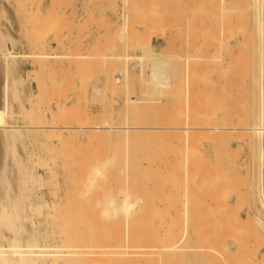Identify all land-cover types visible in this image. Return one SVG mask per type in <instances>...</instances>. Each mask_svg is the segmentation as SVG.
Returning a JSON list of instances; mask_svg holds the SVG:
<instances>
[{
  "label": "rangeland",
  "instance_id": "1",
  "mask_svg": "<svg viewBox=\"0 0 264 264\" xmlns=\"http://www.w3.org/2000/svg\"><path fill=\"white\" fill-rule=\"evenodd\" d=\"M194 1L195 0H123V1L121 0H3L1 1L0 0V15H1L0 16V25H1L0 27L3 26V29L5 28L10 38L11 39L13 38L12 40L15 41V50L17 49L16 52L20 53V56L17 58L16 67L13 70V76L17 77L21 81L20 84L18 83V90H16L17 96L20 102L14 101V108L18 110L20 107L21 109L20 111L21 117H17L18 119L16 118V120H18L19 123H23L26 118H32V119H26V120L28 121V124L31 127L33 125L34 129L37 130L39 116H42V118L48 121H52V120L57 121L58 119L61 118V115L66 116V111H67L68 118H69L67 119V123H69L67 125H70L73 129V130H69V133H72L71 135L67 133V135L69 134V136L68 138L66 136L65 141L68 144L62 143L66 146L65 147L64 145L62 146V144L59 145L57 140L55 139L53 141L51 140L52 142H50V140H48L46 136L45 137L41 136L42 138H39L36 136L33 137V132H31L32 129L30 128L31 131H27L28 133L26 132L27 134L25 136V139H20L18 141L17 143L18 152L20 151L19 152L21 155L20 157L22 158L23 162L26 165H28L27 166L28 170L34 171L36 175L41 174V176L43 177V179L41 178L43 181V184H40L42 186L40 185L38 186V184L37 186L39 188L37 186L35 187L33 186L32 194L33 195L43 194L44 197L47 198L52 203L53 205L52 211L57 212L58 210L61 213V215H59L60 213L58 214V212L57 213L54 212V215L52 217V223L48 225L50 229L52 228L57 234H59V232L60 233L62 231L64 232L63 229H65L68 225L71 224L70 221H74L72 223V226L73 225L74 226L72 228L70 226L68 227L74 230L73 233L76 236L79 235L80 233L79 236L83 235L84 237L87 234L88 237L91 238V234L93 232L95 233L96 236L95 235L94 236L96 237L97 240L91 239L90 242L95 241L96 243L97 241L98 243H101L102 245L103 244L106 245V243L108 245L109 244L114 245L113 241L115 242V235L118 231H120L119 229L120 228L122 229L121 232H124L123 231L124 228L125 230H128L129 227L133 224V219L136 218V216L133 215V212H130L131 210H129V205L126 202L127 200L123 199L125 197H121V194H120L121 187L119 186L120 184L117 185V182H116L118 180L117 178H120V177L124 178L123 177L124 174L123 176H121V174L123 173V172L121 173V171H123V169L125 170L124 172L125 174L128 172L133 173V174L135 173L140 174L139 172L141 171L143 176H141L142 175L141 174L140 175L141 177L139 178L147 177L145 179H148L151 181L150 188L152 191V187H154L153 189H155V186L158 185V184H155L156 182L160 184L163 181L161 180L162 177L163 179L168 180L169 177L167 178V176H171L170 180H172V177H173V182L174 181L177 182L178 180L177 183H179L180 178H182L181 180L183 182L187 180L188 177L186 176L185 163L186 161H188L187 162L189 163L187 165L189 168L188 171L189 172L192 171V173H190V176L188 178V180L190 181L184 183L185 187L187 188V191L184 195L182 194L183 193V189H182L181 194L180 193L177 194L180 197L179 198L177 197L176 199H179V200H175V201L177 202V201L184 200L186 202L185 209L187 210L185 211L186 213L188 212V216H187L186 213L183 215L181 211L182 220L184 221L182 222L185 223L184 228L186 229L184 232L185 236L182 240L183 247L184 248L187 246L192 247V245L193 246L195 245L197 249L199 250L200 248L201 251L196 250V253H198L196 255V258L189 257L191 258V259H188L189 262L188 260H185L187 259L186 254H185V259H184L185 261L181 262V264H189V263L190 264H194V263L195 264L197 263L198 264H211L212 261L214 263V261L218 257L219 259L221 258L220 263L225 264L226 260L223 261L224 259L222 258V255L219 254V252L217 254V252L215 251L219 247V245L221 247H225L224 249L227 250V253H225V256L227 257V259L229 258L231 260L230 261L228 259L230 261L229 263L232 262L231 264H234V263L236 264H240V263L242 264H264V255H262L264 254V248L262 247L264 246V239H263L264 237L263 229L264 228H263V225L261 227V224L259 223V221H257L259 220L258 216L260 215L258 213L259 210L257 209L258 208L257 204H259L258 201L260 198H259V194H257L255 191L256 187L258 186L257 181H259L260 171L262 170L264 172V155L261 157L262 152L264 154V140L262 142L263 143V146H262V143H260V140L257 137V135L251 133V131H253L252 127H254V125L252 124L255 123V121L258 120L259 118L258 114H259L260 107L258 106H260V103L262 100L260 96V88L262 85L264 87V29L262 31V36L260 39L259 32L256 27V24H257L255 20L256 5H255L254 0H241V1L239 0L240 2H237L238 0H233V1L232 0H222V1L214 0L215 2H211L213 0H209L212 5L209 3L208 0L207 1L202 0L203 2L199 0L200 4L203 3L202 6H205V7H202L201 5L199 6L195 5ZM197 1L198 0H196V2ZM199 1H198V4H199ZM205 2H207L208 4L207 3L205 4ZM219 3L223 5L221 4L218 5ZM213 4L214 5L216 4V5L213 6ZM26 5L28 8L32 6L33 10L35 11L34 12L32 10L34 14H32L31 16H30V13H29L30 11L28 10V8L24 10L25 9L24 7H26ZM36 6H37V9H35ZM212 6L214 7L213 8L214 10L211 8ZM194 7L196 11L198 10L197 7H199V10L197 13L200 14L202 12L201 15L205 16L208 19V21L207 19H203L204 17L200 18L201 15L198 16V14L193 9ZM262 7H263L262 9L264 10V2H263ZM24 11L25 12L29 11V12L28 13L26 12L27 13L26 14ZM192 11L194 12L195 15L197 14L198 16V17L196 16V19H195V21L198 22L197 24L201 25L200 23L202 22L203 25L205 24L204 27H207L206 24L212 22L210 25L207 24L208 27L205 28L207 29L206 30L207 34H206L205 29L201 30L199 28L201 26L197 25L199 29L194 26L195 25L193 24L195 23L194 19H193L194 21L193 23H192V20H190L192 18L191 15L193 14ZM189 12H192V14ZM204 12L206 14L210 12L208 14L209 16H207ZM211 13H212L213 18H211L212 17ZM183 14L184 15L186 14L187 16H183ZM28 15L30 17H28ZM263 15H264V11H263ZM150 17H152L153 20ZM162 17H164V19ZM166 19L169 20L168 25L166 24L167 22ZM179 19L181 21L187 20L188 23L186 21H185L186 23L184 22L181 23V21L179 22ZM201 19H203L204 21L203 20L201 21ZM173 20H174V23H173ZM189 20L191 21V23H189L190 22ZM142 21L145 23H143ZM146 21L149 22L150 24L147 23ZM154 21L155 23L157 21L158 23L162 21L161 22L162 24H157V27H156L154 26V23L152 24V22ZM163 22H165V25H167L166 26L167 29L165 28V25ZM212 25L213 27H211ZM159 26L161 27L164 26L163 28H165V30H162V31H160L161 29L158 30ZM155 27L156 29L153 30L152 28H155ZM148 29L149 31L153 30L152 31L153 34L151 31H150L151 35L150 33H147ZM196 29L199 30L198 34L200 36L195 34ZM154 31H157L156 32L157 34L154 33ZM162 32L165 34L163 35ZM203 33L205 35H203ZM195 35H197L198 37H196ZM194 36L196 37V39L194 38ZM209 36L213 37V39L212 37H210L212 41L209 40L210 39ZM55 37L57 40L54 39ZM214 37L216 40L214 39ZM193 38L199 44L198 43L192 44ZM221 38H223L222 42L223 41L225 42L221 43L220 41ZM59 39H62L63 42L61 43ZM204 39H206L205 40L206 43L203 42ZM208 40L210 43L213 42L214 40L213 44L208 45L207 44L209 43ZM149 41H150V44L148 43ZM217 42L221 43V46L218 45L219 43ZM214 44L216 46V50H215ZM140 45H142V47ZM146 45H151L153 49L155 47L154 50L161 52L160 54H163V55L167 53L168 54L171 53L170 55L175 56L177 53V55L179 54L180 57L182 56L185 57L183 59H180L178 57V59L182 60L181 61L182 64H181V62L174 61V59H172L174 56H169L170 59L173 60V63L176 66V72L179 75V78H182L183 76L181 75L185 74L184 77L180 79L181 82L179 80L180 83L184 81L185 86H186V83L190 79L191 80L196 79L195 81H199V83L190 81L189 83H187L188 85L186 87L182 86L183 89L184 88L189 89L190 95L188 99L186 100L184 99L186 97L185 94L187 92V89L184 93L182 92L184 91L182 89L180 92H178V97H180L178 103H177L178 97H176L177 100H175V103H174L173 102L174 95L167 96L169 99L172 98L171 101H167V102L169 105L171 103V106L173 105V107L169 106L167 102L164 101L166 102L165 104L166 107L164 104L163 105L165 108H167L165 109L162 105L163 101H161L162 103L157 102L156 104V101L152 102L149 96L147 95H146L147 97L145 96V93L143 92V88L147 86V84L155 81L156 79L155 74L161 73V67L159 65L158 66L151 65L149 63L150 61L147 58H145L147 60L140 61V59H138L137 57L131 58L129 55L136 56L140 54L142 51V48ZM192 46H193V49L198 48V50H194V51H197L195 52L196 54H193L194 56L197 55V57H195L194 59L198 58V54H199V57H202L204 56L205 53H207L206 51L208 52L210 51V53L208 54H211L213 52L215 53V55L218 56L217 57L213 55L212 53V55L215 57L214 58L211 55V57H213L214 62H215V59L218 60V58L219 60L224 59L223 61H221L222 64L220 63V61L219 62L217 61L213 65L214 62H211V59L208 57L209 55L207 56L209 59L206 58L205 57L206 55H205L204 56L205 59L202 57V59H204L203 62H201L202 60L201 58L199 59L200 60L199 63L201 62V64H199L197 61L199 66L198 64H195V63H194L195 65L192 66V63H190L191 59H189V61L186 59V56L188 55V53L186 54V49L188 50V52H190L189 56L194 52L192 49ZM195 46L197 48H194ZM218 46H220L222 49L219 48ZM261 46H262V49H261ZM163 50L166 53H163ZM41 51L46 52V53L37 55V53ZM217 51H219V54H217L218 53ZM151 52L152 51L150 49H145V54H150ZM159 52L156 53L157 56ZM48 53L64 54V55L50 56ZM228 53L230 56H228ZM201 54L203 55L201 56ZM193 57L190 56L188 58H193ZM220 57L222 58L220 59ZM184 59L185 61L187 60L190 63V65L188 63L189 66L185 64L186 62H184ZM217 63H220L221 65ZM178 65H180L181 67ZM194 67L196 71H199L200 67H201V70L199 72H196L194 70ZM92 71L94 72L92 73ZM182 71L184 72V74L182 73ZM187 71L189 72L187 73V75L189 74V76H191L190 78L187 77L186 75ZM194 71L196 75H194L195 74ZM106 74L107 76H105ZM121 74H124L125 78H127V74H132L131 76L132 79L130 78V80L132 81V83L136 82L135 85L137 84V86H134L132 89L130 82H128V80L126 79L127 81L123 83V85H121L122 93H117L116 91H113L115 92V94L117 93V95L113 94L112 96L113 99H110L112 93L110 95L109 92H111V90L114 88L113 79L115 76L121 75ZM210 75L212 76L213 79L211 78ZM108 76L110 78V82H109V87L107 88L108 91H106V89L105 90L103 89L105 88V85L107 84L106 79L108 78ZM92 77L93 78L95 77L94 79H96L97 81L94 80ZM208 78L209 79L211 78V82L207 80ZM92 79H93V83H91ZM172 79H175V78L172 77ZM215 79H219V80L215 81ZM203 80L209 81L207 83V86L205 84L206 81L204 82ZM202 81L203 83H201ZM216 82L218 83V85ZM143 83L145 84V86L143 85ZM97 86H102L103 89L100 91L99 89L96 88ZM193 86L195 87V89L197 88L196 90L198 93L196 92V96L194 95L195 92L192 93V90H193L192 88H194ZM118 87H120V85ZM201 90L203 93L201 92ZM131 91L136 92L135 94H137L140 97L142 96V98L145 97V99L147 98V100L150 99V101L148 100L149 102L142 103L140 101V98H137L135 109H130L129 111H126L123 108L121 109L120 112H118L117 106L119 104L120 99L123 98L122 100H124L125 103L129 102V100L132 99L130 96ZM62 93L63 95H61ZM181 94L182 96H180ZM102 95H103V98L101 97ZM211 95H214L212 97L213 99L209 100ZM117 96L119 97V99ZM198 96L200 97V99ZM195 97L197 98L196 101H195ZM182 98L184 99V101L182 100ZM224 98H227L228 100ZM207 99L209 100V104H210L208 106L209 110L208 108L205 109L204 107V105L206 106V104L208 103ZM99 100H101V102ZM113 100H117L118 102H116L115 104V101H114V104H113L111 102ZM206 100L207 102H205ZM213 100H214V103H213ZM59 101H62L61 104L64 102L63 105L64 104L65 105L64 106L57 105ZM181 101H183V103H181L180 105L179 102ZM225 101H227L228 103H226ZM197 102L199 103L197 104ZM111 103L113 104V108H114L112 111H111V108H112ZM149 103L151 104L149 105ZM176 103L181 107L177 106ZM200 103L203 105L204 109L199 106ZM195 104L199 106L198 109L201 108L200 111L196 110V111H199L197 112V114L200 113L196 116L194 115V112L192 113L191 111L193 107H195ZM95 105L98 107H96ZM167 105L170 108H168ZM197 105H196V109L198 107ZM220 105L222 106L220 107ZM218 107L219 109L217 111ZM223 107L226 109L224 110ZM175 108L176 110L174 111L173 109ZM177 108L178 109L180 108V110L182 108L184 113L183 111H178ZM168 109L171 111H168ZM187 110L191 111V115L189 118L185 116V113L187 112ZM103 111H105V114H103L104 113ZM110 111L113 113H111ZM204 111H207V113L205 114ZM215 111L217 113H215ZM175 112L177 113V115L180 114L181 116L182 115L184 116L183 124L185 125V127H188V131H189V133L186 135L188 136L186 137L187 140L184 141L185 145L183 144V140L185 139V137L184 139L183 137H180L183 133L185 136V132L180 131L179 133L180 135L178 134L179 137L182 138V142H180L182 144H179V147L177 146L178 144H176L179 138L176 139L174 138V136H171L170 134H169V137L170 136L171 137L169 138L166 132L165 133L161 132L163 128L166 127V121H168V118H171L176 115V114L173 115V113ZM222 112H224L225 114ZM210 113H213L214 116L211 115ZM102 114L103 116L105 115L104 117H106V119L108 118V115H110L113 121L115 122L121 121L122 127L125 131H128L130 127H133L135 131L137 129L144 131L143 128H147L152 133L155 130H156L155 132H158V133L160 132L161 134H159L158 137L159 139L161 137L162 138L159 140L158 137L155 135L156 133L154 132L155 134L153 133L152 135L149 133L150 131L148 133L144 132L149 137V138L147 137L148 143L144 141L146 140V138L144 137L143 133L142 135L144 138L142 139L144 140L142 142L140 141L139 139L140 136L138 134L137 135L139 137H136L137 135L125 136V137H122V144L125 146L124 148H122L123 151L122 152L117 151L116 153L115 150H121L120 146H118L120 145L121 142L117 141L118 142L117 143L115 141L114 143V139L112 137H109L104 134H102V136L100 135L101 137L99 138V140L98 138L96 140L94 137V139L97 141V144H95L96 141L93 139V137H90L88 140V137L90 136L91 133H94V134L96 133V131L94 130L92 131L91 129H89L88 125L89 124L91 125V123L92 125L96 124L98 123V121L101 122L103 120ZM203 115H207V116L211 115V117L207 118V116L205 117ZM110 116H109V120L112 122V120L110 119ZM113 118H116V119H113ZM195 119L197 121L199 120L198 123ZM250 127H251V131H250ZM89 130L92 132H90ZM50 131L48 130L47 134L51 133L52 135V130L50 129ZM58 132L59 131L55 130L54 134H57ZM181 132L183 133L181 134ZM99 134L101 133L99 132ZM163 134L164 136L167 135L166 136L167 138L164 137L165 140H162ZM197 135L198 137H196ZM154 136L156 137L153 138ZM251 136H253V139ZM173 138L175 140H173ZM5 139L7 138L5 137ZM90 140L92 141L93 145L91 144ZM155 140H157L156 143H155ZM99 141L100 143H98ZM164 141H168V142L172 141V142L166 143ZM211 141L212 142L214 141L213 144ZM139 142L144 143L143 145L145 146H141ZM173 142H175V145H171V144H174ZM185 142H188V144ZM116 143H117L116 145L117 147L115 146ZM149 143H151V145ZM154 143L157 145L155 146ZM48 145L51 146V149H53L52 151H50V153L53 152L52 155L49 154L47 150ZM54 145H57L56 147H59L62 149L59 150V148H56ZM94 145H95V148H94ZM146 145L148 146L146 147ZM169 145H171V147ZM174 146L175 148L172 149ZM181 146L182 147L186 146V147L182 148ZM193 147H195L196 149ZM197 149L199 150V153ZM141 150H143L142 155H141ZM139 151L140 153L137 154ZM29 154L31 157L29 156ZM117 154H121V157L119 155V158H117ZM148 154L151 157H149ZM175 155H177L176 158L174 157ZM62 156H64L65 158ZM178 156L180 159H178ZM55 157L57 158V160ZM140 157H141V160L139 159ZM147 157H149L148 159L152 158L150 159L152 161L148 162ZM104 158L106 160H104ZM161 158L164 162L160 160ZM53 159L54 161L56 160L57 162L55 163L54 167H53V164H54ZM61 159H63L64 161ZM143 159H145V161ZM142 160L143 162H141ZM153 160H154V163L156 162L155 166H154ZM157 161L160 163H157ZM139 162L143 163V168L141 167ZM166 162H168L169 165ZM9 163L12 166V172H13L12 179L13 181H16L14 177L18 175L17 166L12 158L9 160ZM147 163L153 164L154 167H152V165H150V167L153 168L152 170H154L155 173H153L151 168H150L151 171H148L149 166L146 169ZM160 164L162 165V167ZM197 164L199 165L197 166ZM217 164L219 165L217 166ZM49 167H50V170H49ZM144 169H146L147 172L146 171L144 172ZM166 169L167 171H169L167 175H166ZM221 169L223 171L225 170V172H223ZM52 170H54V173H52L53 172ZM170 171L174 173L176 172V173L175 174L172 173V175H170L171 173ZM182 172L183 174L181 175ZM231 172L232 174L233 173L234 174L232 175ZM194 173L198 177L196 176L194 177L195 175ZM160 174L161 175L163 174L166 176H163V175L159 176ZM176 174L178 175L180 174L179 175L180 177H178L179 179L178 178L174 179L178 176V175L175 176ZM153 175L156 178L157 177L160 178V179H157L159 182L157 180L153 182V177L152 178L150 177ZM165 180L163 181L164 185L163 183H161L162 185L160 184L162 187L160 185L158 186L163 188V190L166 188L164 195L165 193L167 195L169 192L168 189L170 188L169 186L171 185L170 183L172 182H168L169 180L168 181H165ZM181 180H180V183L182 187L183 182ZM217 181L224 182V183L221 182L224 185V187L222 186V184H220V187H219L218 186L219 184H217ZM152 182L155 185H153ZM32 185L33 184L31 183L30 186L32 187ZM235 187L236 189L234 191ZM150 188H148L149 191H150ZM228 189H232V190H228ZM159 190L161 189L159 188ZM215 190L218 191L219 193L216 192ZM175 191H176V188H175ZM154 192L156 191L154 190ZM157 192H158V189H157ZM225 192H227L226 193L227 195L225 194ZM174 193L173 195L175 198L176 195ZM154 194L155 193H152L153 197L156 196L154 198L157 200V201L155 200L156 202L154 201L155 204L159 202L158 204H156L157 207L159 205L161 208L163 206L162 204L167 205L169 204L170 201L171 203L172 201L174 203L173 199H170L168 201V198H167V197L173 198L172 194H170V196L169 195L165 196L166 198L164 197L165 200L167 199V201L165 200L162 201L161 197L163 198L164 195L161 192L158 194L159 196L160 194L163 195V196L158 197L160 201H158L159 200L157 198L158 195L156 194L154 195ZM147 195L148 194H146V196ZM52 200L54 201L52 202ZM221 200H223L224 202H222ZM227 201L229 202V204H231L232 207L229 206ZM171 203L169 205H171ZM178 203L179 204L177 205H181L183 202L182 203L178 202ZM153 204L150 205L149 203L150 205L149 210L156 209L153 207L155 206ZM172 205L169 207V210L167 209V211L170 212V210L171 211L174 210V207L173 209L171 208ZM69 207L74 208L73 211L71 208H70L71 210H69L68 209ZM165 207L167 208L168 205ZM218 208L221 210H219ZM228 208H229V212L226 211L228 213H225V210H227ZM50 210H51V206H50ZM161 210L162 209L156 210V211L151 210L153 211L152 216L154 217V214L156 216L157 214L155 212H158V211H160L158 212V215H160V213L162 212ZM163 210L166 211L165 208ZM69 211H71V213L72 212L74 213L71 215ZM78 211L82 213L81 214L79 212L81 216L79 215ZM63 212L65 214H68V213L70 214L66 216L68 217L67 218L68 220L70 219L69 221H66L67 219L64 216V214L62 215ZM169 212H165L164 215L171 214L174 217L175 211L172 213H169ZM234 212L238 214L235 215ZM219 213L222 215V217H220L221 215ZM162 214L163 213H161V215ZM249 214L251 216H249ZM73 215L74 216L79 215V217H76V216L73 217ZM185 215L186 217L184 219L183 216ZM229 216H230V220H229ZM233 216H234V219H233ZM247 216L253 219V220L251 219L253 221L252 226L253 225L257 226V227L253 226L254 227L253 230L255 229L253 232L251 230L252 228H250L251 227L250 224L252 221H250L249 220L250 218H248ZM57 217L59 218L57 219ZM160 217L158 218V216H156L158 220L161 219ZM168 217L169 216L164 217L162 219H164L165 221V218H168ZM180 218L177 220V223L179 221V223L181 224ZM223 218H224V221H223ZM62 219L66 222L64 223ZM214 219H216V221H214ZM245 220H247L248 223L245 222ZM83 221H85L87 224ZM167 221L168 223H170L171 217L170 219L168 218ZM214 222H216V225L214 224ZM183 223L181 225H183ZM222 223H226V225L225 224L222 225ZM246 224L248 225V227H246L247 226ZM44 225H46V223H43V226ZM75 225L79 227L76 229L77 232H75L76 231ZM60 226L62 227L59 228ZM82 226L84 230L88 228V233H86L85 231H83V229H81ZM117 226L119 227L118 230H117ZM244 226L245 228H243ZM68 227L66 228L67 230L65 231L71 234L72 233L70 232L71 229H69L70 230L69 231ZM257 229L258 231H256ZM213 230L217 233H215ZM221 230H223V232ZM225 230L228 235L224 233ZM121 232L120 233L118 232V233L121 234ZM196 232H198V235ZM219 232L220 234L224 233L221 235L223 236V238L225 235H227L224 238L226 242L223 239H221L222 238L221 236L219 237L217 236ZM124 233H126L128 237V234H129L128 231H125ZM234 234H236L237 236L235 239H233L235 237ZM259 234L262 235V238L259 236ZM227 237L229 238V242H227L228 241ZM119 238H122V237H118L117 240ZM248 238H251L249 239L250 241L248 240ZM136 239H137V244H136L137 251L141 250L145 252L146 249L149 247V245L153 242V238H150V235L144 231L143 232L138 231L134 233V242L136 241ZM259 239L260 240L263 239V240L260 241ZM222 240H223L222 244L225 242L226 246L227 247L229 246L228 247L229 249L226 248L225 245L221 244ZM216 243H217V246H214L216 245ZM197 244L198 246H200L199 248ZM112 245H109V246H112ZM244 245L247 246V247L245 246L246 249L244 248ZM212 247H214V249H212ZM118 248L123 249L122 245L118 246ZM202 249L205 252L202 253ZM220 249L224 251V249L222 248ZM204 253H206V258L204 257L205 256ZM107 255L108 254L104 255L105 260L104 259L102 260L103 263L101 261L99 263L98 261L97 264L98 263L99 264H146L145 263L146 257H139L134 263H131L126 260H131L133 258L124 257L120 259V262L119 261L116 262L117 258L116 259L111 258V255L114 256L113 254L109 255V257ZM225 256L223 257L226 259ZM245 256H247V258ZM219 259L216 260L218 261V263H219ZM161 260L162 258H160V256H155L152 258V264H163L160 262ZM240 260L242 262H240ZM71 263L75 264L74 262H70L67 264H71ZM176 263L180 264L178 263L177 260H176ZM218 263L215 262V264H218ZM86 264H89V262H87ZM170 264L172 263L170 262Z\"/></svg>",
  "mask_w": 264,
  "mask_h": 264
},
{
  "label": "bare ground",
  "instance_id": "2",
  "mask_svg": "<svg viewBox=\"0 0 264 264\" xmlns=\"http://www.w3.org/2000/svg\"><path fill=\"white\" fill-rule=\"evenodd\" d=\"M1 1H3V0H1ZM121 1H123V0H121ZM199 1V0H198ZM198 1L196 2V0L194 1V4L195 5H197V6H199V5H201L202 6V4L203 3H201L200 4V1H202V0H200L199 1V4H198ZM203 1H207V0H203ZM202 1V2H203ZM209 1V0H208ZM216 1V0H215ZM214 0L213 1H211V2H215ZM219 1H222V0H219ZM233 1V0H232ZM241 1V0H240ZM239 0L237 1V2H240ZM33 2V1H32ZM35 2V1H34ZM127 2V1H126ZM196 2V3H195ZM254 2H255V5H256V18H255V20H256V22H257V24H256V27H257V30H258V32H259V37H260V39H261V36H262V31H263V29H264V15H263V7H262V5H263V2H264V0H254ZM4 3V2H3ZM2 3V4H3ZM36 3V2H35ZM207 2H205V4H206ZM209 3H210V1H209ZM221 3H223V2H221ZM221 3H219L218 5H220ZM29 4V3H28ZM31 4V3H30ZM33 4V3H32ZM126 4V3H125ZM208 4V3H207ZM211 4V3H210ZM234 4H235V2H234ZM34 5H36V4H34ZM33 5V6H34ZM212 5V4H211ZM216 5V4H215ZM214 4H213V6H215ZM221 5H223V4H221ZM28 6H30V5H28ZM208 6V5H207ZM211 7L212 9L214 8V7ZM202 7H205V6H202ZM220 7V6H219ZM25 8V9H24ZM23 9L24 10H26L28 7H27V5H26V7H24ZM198 8V10H199V7H197ZM208 8V7H207ZM4 9H5V7H4ZM35 9H37V6L35 7ZM194 10H195V7L193 8ZM201 9V8H200ZM18 10V9H17ZM28 10L30 11H26L27 13L29 12L30 13V16L32 15V14H34L33 12H32V10H33V7L31 6V7H29L28 8ZM48 10V9H47ZM189 10V9H188ZM193 10V11H194ZM198 10L196 11L195 10V12L197 13L198 12ZM214 10V9H213ZM16 11V10H15ZM34 11V10H33ZM49 11V10H48ZM85 11V10H84ZM191 11V10H190ZM192 11V12H193ZM2 12H3V10H2ZM7 12V11H6ZM20 12V11H19ZM25 12V11H24ZM25 12V13H26ZM35 12V11H34ZM68 12V11H67ZM86 12V11H85ZM188 12V11H187ZM192 12H189V13H191L192 14ZM211 12V11H210ZM209 12V13H210ZM5 13V12H4ZM3 13V14H4ZM26 13V14H27ZM66 13V12H65ZM87 13V12H86ZM90 13V12H89ZM200 13V12H199ZM202 13V12H201ZM201 13L200 14H198V16H200L201 15ZM205 13V12H204ZM203 13V14H204ZM208 13V14H209ZM213 13V12H212ZM212 13H211V16H212ZM8 14V13H7ZM49 14V13H48ZM48 14H46V15H48ZM64 14V13H63ZM118 14V13H117ZM187 14V13H186ZM184 15L183 14V16H187V15ZM190 14V15H191ZM197 14L195 15L194 14V12H193V14L191 15L192 16V18H191V16H190V20H192V23L195 21V19H196V16H197ZM206 14V13H205ZM208 14H206L207 16H209ZM5 15V14H4ZM68 15V14H67ZM66 15V16H67ZM84 15V14H83ZM91 15V14H90ZM182 15V14H181ZM195 15V16H194ZM1 16V15H0ZM29 15H28V17H30ZM65 16V15H64ZM195 18H194V17ZM197 16V17H198ZM202 16V15H201ZM200 16V18H203V19H207L205 16H202L201 17ZM155 17V16H154ZM25 18V17H24ZM150 18H152V17H150ZM161 18V17H160ZM163 19H164V17H162ZM180 18H181V16H180ZM187 18V17H186ZM185 18V19H186ZM209 18V17H208ZM211 18H213V16L211 17ZM215 18V17H214ZM9 19V18H8ZM163 19H161V20H163ZM193 19H194V21H193ZM203 19H201V21L203 20ZM145 20V19H144ZM150 20V19H149ZM152 20H153V18H152ZM158 20V19H157ZM167 20V22H166V24L168 25V22H169V20L168 19H166ZM189 20V21H190ZM199 20V19H198ZM212 20V19H211ZM137 21V20H136ZM151 21V20H150ZM156 21V20H155ZM155 21L154 22H152V24L154 23V26H156L157 27V24H162L161 22H159L158 23V21L155 23ZM160 21V20H159ZM181 20L179 19V22H180ZM188 23V21L187 20H182L181 21V23L182 22H184V23H186V22ZM200 21V20H199ZM204 21V20H203ZM207 21H208V19H207ZM143 22V21H142ZM147 22V21H146ZM138 23V22H137ZM143 23H145V22H143ZM147 23H149V22H147ZM164 23V25H165V22H163ZM172 23V22H171ZM173 23H174V20H173ZM177 23V22H176ZM189 23H191V21L189 22ZM198 22L197 21H195V23H193V24H195L194 26L195 27H197V25H199V24H197ZM212 22H210V23H207L208 25H210ZM150 24V23H149ZM148 24V25H149ZM201 25H199V26H201V27H203V28H201V27H199L201 30L202 29H205V28H207L208 27V25L206 24V26L207 27H204V25L202 24V22L200 23ZM167 25H165V28H166V26ZM1 26V25H0ZM149 27V26H148ZM152 27V26H151ZM156 27L155 28H152L153 30H155L156 29ZM161 26H159V28H158V30L159 29H161L160 31H162V30H165V28H163L164 26H162L161 28H160ZM211 27H213V25L211 26ZM227 27V26H226ZM146 28H147V26H146ZM198 28V27H197ZM198 28V29H199ZM167 29V28H166ZM198 29H196V33L195 34H197V35H199L198 34ZM146 30V29H145ZM152 30V31H153ZM171 30V29H170ZM201 30H200V32H201ZM207 29H205V31H206ZM225 30V29H224ZM17 31V30H16ZM144 31V30H143ZM151 31V30H150ZM150 31H149V29H148V32L147 33H150ZM151 31V32H152ZM159 31V32H160ZM157 31H154V33H156ZM204 32V31H203ZM146 33V34H147ZM163 33V32H162ZM211 33H212V31H211ZM152 34H153V32H152ZM157 34V33H156ZM160 34V33H159ZM165 33H163V35H164ZM206 34H207V31H206ZM141 35H142V33H141ZM144 35V34H143ZM150 35H151V33H150ZM197 35H195L196 37H198ZM203 35H205L204 33H203ZM209 35V34H208ZM214 35V34H213ZM148 36H149V34H148ZM194 36V38L196 39V37ZM200 36V35H199ZM201 36H202V34H201ZM225 36V35H224ZM57 37V36H56ZM56 37L54 38V39H56ZM210 37H212V36H209V38ZM58 38H60V37H58ZM150 38V37H149ZM149 38H148V40H149ZM166 38V37H165ZM171 38V37H170ZM194 38H193V41H192V44L193 43H198L196 40H194ZM204 38V37H203ZM206 38H207V36H206ZM13 39V38H12ZM11 38H10V36L7 34V32H6V30H5V28L3 29V26L2 27H0V264H67V263H70V262H74L75 264H86L87 262H89V264H97V262L99 261V263H100V261L102 262V260L104 259V255H106V254H108L107 256L109 257V255H111V254H113L114 256H112L111 255V258H113V259H116L117 261L116 262H120V259H122V258H124V257H130V258H133V259H131V260H126V261H129V262H131V263H134L139 257H146L145 258V263L146 264H152V258L153 257H155V256H160V258H162V260L160 261L161 263H163V264H170V262L173 264V262H174V260H175V262H174V264H177L176 263V260L178 261V263H180L181 264V262H184L185 260H188V259H191V258H196V255L198 254V253H196V250H198L197 249V247L195 246H193L192 245V247H194V248H192L191 246H187V247H183V242H182V240H183V238H184V232H185V228H184V224L185 223H183L184 221L182 220V214H181V211H182V213H183V215L186 213V207H185V204H186V202L183 200H181V201H175V200H179V199H176L177 197L179 198L180 196L179 195H177V194H181V190L183 189V193L182 194H184L185 195V193H186V191H187V188L185 187V185H184V183L185 182H189L190 180H188V178H189V176H190V173H192V171L191 172H189L188 170H189V168H188V164L189 163H187L188 161H186V163H185V165H186V168H185V166H184V168L186 169L185 171H186V176L188 177L187 178V180H185L184 182L181 180L182 178H180V180L183 182L182 183V187H181V183H180V180H179V183H177L178 182V180H177V182L176 181H174L173 182V177H172V180H170V178H171V176H167V178H168V180H165V179H163V177L161 178V180H165V181H168V182H172V183H170L171 185L169 186L170 188L168 189V194L166 195V193H165V195H164V192H165V189L163 190V188H161L162 186V184L161 183H163V185H164V182L162 181H160L161 183V185L159 184V183H155V184H158V185H160V186H155V189H153L154 187H152V191H151V188H150V180H148V179H145V178H147V177H145V178H139V177H141V176H143V174L141 173V171L139 172L140 174H137V173H135V174H133V173H130V172H128V173H124L125 172V170L123 169V171H121V176H123V174H124V178H122V177H120V178H117L118 180L116 181L117 182V185H119L121 188V190H120V194H121V197H125V198H123V199H126L127 201V203H128V205H129V210H131L130 212H133V215H135L136 216V218L135 219H133V224L129 227V229L128 230H125V228L123 229V231L125 232V231H128V237H127V234L126 233H124V232H121V228L119 229V227L117 226V230L119 229L120 231H118L119 233L121 232V234H119L117 231V233H118V235H117V233H116V235H115V242L113 241V244L114 245H112V244H109V245H112V246H109L107 243H106V245H102L101 243H98L97 241H96V243H95V241L94 240H97L96 239V235H95V233H93L92 232V234H91V238L90 237H88V235L86 234V236H84L83 237V235L82 236H79L80 235V233H79V235H75L73 232H74V230H72L71 228L74 226H72V223L74 222V221H70L71 222V224L70 225H68V226H70V227H68V230L69 229H71V231L70 232H72L71 234H73V235H71L69 232H66L65 230H67L66 228L65 229H63L64 230V232L62 231L61 233L59 232V234H57L52 228L50 229V227L48 226L50 223H52V217H53V215H54V212H56V211H52V209H53V205H52V203L47 199V198H45L44 197V195L42 194V195H33L32 193V191H33V186L35 187V186H37V184H38V186L40 185V184H43V181H42V179H43V177L41 176V174L40 175H36L35 174V172L34 171H32V170H28V165H26L24 162H23V160H22V158L20 157L21 155H20V151L18 152V148H17V143H18V141L20 140V139H25V136H26V134L28 133L27 131H31L30 130V128L32 129V131L31 132H33V137H39V138H42V137H47V139L48 140H50V142H52L54 139L55 140H57V142H58V144L60 145V144H62V143H66V136H67V138H68V136H69V134L71 135L72 133H69V130H73L72 129V127L70 126V125H67V124H69V123H67V119H69L68 118V114H67V111H66V116H64V115H61V118L60 119H58L57 121H54V120H52V121H48V120H45L44 118H42V116H39V119H38V128H37V130H35L34 129V126L32 125V127L28 124V121L26 120V119H32V118H26L25 120H24V122L23 123H19L18 122V120H16V118L17 117H21V115H20V111H21V109H20V107H19V109L18 110H16L15 108H14V101H18V102H20V100L18 99V96H17V91L16 90H18V83L20 84V80L17 78V77H15V76H13V70L15 69V67H16V63H17V58L20 56V53L19 52H16V50H15V41H13ZM198 39V38H197ZM212 39H213V37H212ZM214 39H215V37H214ZM57 40V39H56ZM60 40V42L62 43L63 41H62V39H59ZM58 40V41H59ZM205 40L206 39H204V41L203 42H205ZM209 40H211V38L209 39ZM209 40H208V42H209ZM216 40V39H215ZM220 40V39H219ZM222 40H223V38H221V43H223V42H225V41H223L222 42ZM212 41V40H211ZM262 41V40H261ZM57 42V41H56ZM213 42H214V40H213ZM213 42H209V43H207L208 45H210V44H213ZM60 43V44H61ZM139 43H141V42H139ZM149 44H150V41L148 42ZM206 43V42H205ZM204 43V44H205ZM217 43H219V42H217ZM221 43H219L218 45H220L221 46ZM195 44V45H196ZM199 44V43H198ZM202 44V43H201ZM200 44V45H201ZM37 45V44H36ZM35 45V46H36ZM64 45V44H63ZM62 45V46H63ZM137 45H139V44H137ZM180 45V44H179ZM178 45V46H179ZM223 45V44H222ZM141 47H142V45H140ZM183 46V45H182ZM203 46V45H202ZM213 46V45H212ZM214 46H215V44H214ZM220 46H218L219 48H221ZM40 47V46H39ZM152 46L151 45H146V46H144L143 48H142V51H141V53L140 54H138V55H136V56H133V55H129L131 58H134V57H137L138 59H140V61H143V60H149L148 62L151 64V65H155V66H160L161 67V73L160 74H155V76H156V79H155V81L154 82H152V83H149V84H147V86H145V84L143 83V85L145 86L144 88H143V92L145 93V96L147 95V96H149L150 97V99L152 100V102L153 101H156V104H157V102H159V103H162L161 101H163V103H162V105L164 104H166V102L167 101H171V99H169L167 96H170V95H174V97H173V102L175 103V100H177L176 99V97H178V92H180L183 88H182V86L183 87H186L188 84L187 83H189L190 81H192V82H195V83H199V81H195L194 79H193V77H192V79L194 80H189V78L191 77V76H189V74L187 75V73H189L188 71L186 72V75H187V77H189L188 78V82L186 83V86H185V83H184V81H182V83H180L181 82V80L180 79H182L183 77H184V72L182 71V73L184 74V75H181V76H183L182 78H179V75L177 74V72H176V66H175V64L173 63V60H171L170 59V57L169 56H174V55H170V54H165V55H163V54H160L161 52H159V51H156V50H154L155 49V47H154V49L152 48ZM206 47V46H205ZM208 47V46H207ZM35 48V47H34ZM194 48H197L196 46L194 47ZM140 49V48H139ZM145 49H150L152 52L150 53V54H145ZM184 49V48H183ZM189 49V48H188ZM192 49H193V46H192ZM208 49V48H207ZM222 49V48H221ZM261 49H262V46H261ZM42 50H44V49H42ZM47 50V49H46ZM165 50V49H164ZM163 50V53H166L165 51ZM175 50H176V48H175ZM194 50H198V48L197 49H193V51ZM215 50H216V46H215ZM185 51V50H184ZM191 51V50H190ZM192 51V52H193ZM202 51V50H201ZM204 51H206V50H204ZM35 52V51H34ZM138 52V51H137ZM157 52H159V54H158V56H157ZM191 52V53H192ZM195 52H197V51H194L190 56L191 57H193L194 55L193 54H196ZM200 52V51H199ZM198 52V53H199ZM207 53H205L204 54V56L206 57V58H210L211 59V62H214L213 61V55H215V53H213V55H212V53L211 54H208V53H210V51L208 52V51H206ZM215 52V51H214ZM218 53L217 54H219V51H217ZM226 52H228V51H226ZM44 53H46V52H43V51H41V52H39V53H37V55H39V54H44ZM176 53V52H175ZM185 53V52H184ZM188 53V55L186 56V59L189 61V59H191L190 60V63H192V66L193 65H195V64H198L199 63V59L201 58L202 59V57L204 58V56H202L203 54H201V56L202 57H199V54H198V58L197 59H194L195 57H197V55L196 56H194L193 58H188V57H190L189 56V54H190V52H188V50L186 49V54ZM220 53H221V51H220ZM50 56H62V55H64V54H50V53H48ZM22 55H24V54H22ZM26 55V54H25ZM28 55V54H27ZM209 55V56H208ZM211 55L213 56V57H211ZM177 56V57H176ZM208 56V57H207ZM215 56H217V55H215ZM221 56V55H220ZM228 56H230L229 55V53H228ZM23 57V56H22ZM25 57V56H24ZM33 57V56H32ZM174 57H176L177 59H178V57L180 58V59H183V58H185V57H180V55L178 54L177 55V53H176V55L174 56ZM172 58V59H174V61H179V62H181L182 60H180V59H176V58ZM218 57V56H217ZM223 57V56H222ZM222 57H220V59L222 58ZM145 58H147V59H145ZM208 58V59H209ZM215 58V57H214ZM231 58V57H230ZM194 59V60H193ZM205 59V58H204ZM204 59H202L201 60V62H203L204 61ZM232 59V58H231ZM33 60V59H32ZM185 61V59H184V62H186L185 64H187L188 65V61ZM196 60V61H195ZM224 60V59H223ZM223 60H219V58H218V60L217 59H215V62L213 63V65L218 61H220V63H221V61H223ZM197 61H198V63H197ZM209 61V60H208ZM226 61V60H225ZM230 61V60H229ZM201 62L199 63V64H201ZM210 62V61H209ZM228 62V61H227ZM190 63H189V65H190ZM195 63V64H194ZM220 63H217V64H220ZM225 63V62H224ZM138 64V63H137ZM178 64V63H177ZM181 64H182V62H181ZM180 64V65H181ZM184 64V63H183ZM184 64V65H185ZM199 64H198V66H199ZM203 64V63H202ZM222 64V63H221ZM220 64V65H221ZM263 64V63H262ZM180 65H178V66H180ZM188 65V66H189ZM203 66V65H202ZM181 67V66H180ZM193 68V67H192ZM198 69V68H197ZM183 70V69H182ZM194 70L196 71V69H195V67H194ZM200 70H201V67H200ZM199 70V71H200ZM195 71H194V73H195ZM199 71H196V72H199ZM31 72V71H30ZM94 71H92V73H93ZM96 72H98V71H96ZM104 72V71H103ZM211 72V71H210ZM215 72V71H214ZM37 73V72H36ZM101 73V72H100ZM99 73V74H100ZM181 73V74H182ZM193 73V74H194ZM212 73H213V71H212ZM31 74V73H30ZM192 74V75H193ZM198 74V73H197ZM33 75V74H32ZM35 75V74H34ZM89 75V74H88ZM134 75H136V74H134ZM194 75H196V73L194 74ZM206 75V74H205ZM105 76H107V74L105 75ZM125 75L124 74H121V75H117V76H115L114 77V79H113V84H114V88L111 90V92H109V94L111 95V93H112V95H111V97H110V99H113L112 98V96H113V94H115V92H113V91H116L117 93H122V91H121V85H123V83H125L127 80H128V82H130V85H131V88L133 89V87L134 86H137V84L135 85V83L136 82H133L132 83V81L130 80V78L132 79V74H127V78H125L124 77ZM202 76V75H201ZM211 76V75H210ZM209 76V77H210ZM34 77V76H33ZM172 77L173 78H175V79H172ZM197 77V76H196ZM259 77H260V75H259ZM93 78V77H92ZM95 78V77H94ZM93 78V79H94ZM99 78V77H98ZM134 78V77H133ZM194 78H195V76H194ZM200 78V77H199ZM211 78H212V76H211ZM211 78L209 79H207V80H209L210 82H211ZM218 78V77H217ZM23 79V78H22ZM37 79V78H36ZM93 79L91 80V83H93ZM127 79V80H126ZM140 79V78H139ZM201 79V78H200ZM203 79V78H202ZM206 79V78H205ZM213 79V78H212ZM30 80H31V78H30ZM94 80H96V79H94ZM102 80V79H101ZM135 80H136V78H135ZM179 80H180V82H179ZM198 80V79H197ZM217 80H219V79H215V81H217ZM97 81V80H96ZM204 82L206 81V80H203ZM203 81L201 82V83H203ZM209 81H206L205 82V84H206V86H207V83L209 82ZM213 81V80H212ZM221 81V80H220ZM109 82H110V78H109V76H108V78L106 79V85H105V88L103 89V87L102 86H97L96 88L97 89H99L100 91L103 89V90H105L106 89V91H108L107 90V88L109 87ZM142 82V81H141ZM263 82V81H262ZM89 83V82H88ZM95 83V82H94ZM139 83V82H138ZM194 83V84H195ZM217 83V82H216ZM210 84V83H209ZM215 84V83H214ZM220 84V83H219ZM33 85V84H32ZM120 85V87H118ZM140 85V84H139ZM196 85V84H195ZM198 85V84H197ZM213 85V84H212ZM216 85V84H215ZM217 85H218V83H217ZM216 85V86H217ZM211 86V85H210ZM194 87V86H193ZM208 87H209V85H208ZM199 88V87H198ZM93 89H94V87H93ZM135 89H136V87H135ZM187 89V92H186V97L184 98L185 100L186 99H188L189 98V89L188 88H186ZM186 89L184 88L183 90L184 91H182L183 93L186 91ZM193 90H192V93H194L195 92V96H196V92H197V88L195 89V87L194 88H192ZM195 89V90H194ZM211 89H212V87H211ZM146 91V92H145ZM199 91H200V89H199ZM63 92H65V91H63ZM142 92V93H143ZM201 92H202V90H201ZM104 93H105V91H104ZM108 93V92H107ZM106 93V94H107ZM117 93L115 94V95H117ZM136 92H134V91H131V94H130V96H131V100H129V102H127V103H125V101L124 100H122V99H120V101H119V104H118V106H117V110H118V112H120L121 111V109H123L124 108V110H126V111H129L130 109H135L136 108V103H137V98H140V101L142 102V103H147V102H149L150 101V99H148L147 100V98L145 99V97L144 98H142V96L140 97V96H138L137 94H135ZM198 93V92H197ZM203 93V92H202ZM214 93H215V91H214ZM69 94V93H68ZM103 94V93H102ZM176 94H177V96H176ZM201 94V93H200ZM61 95H63V93L61 94ZM121 95V94H120ZM199 95V94H198ZM146 96V97H147ZM180 96H182V94L180 95ZM206 96V95H205ZM208 96V95H207ZM214 95H211V97H210V99L209 100H211V99H213L212 97H213ZM260 96H261V103H260V106H258V107H260V109H259V118H258V120H256L255 121V123H253L252 125H254V127H252V129H253V131H251V127H250V131H251V133H253V134H256L257 135V137L259 138V140H260V143H262L263 142V140H264V87H263V85L261 86V88H260ZM102 98H103V95L101 96ZM116 97V96H115ZM118 97V96H117ZM148 97V98H149ZM160 97V98H159ZM199 97V96H198ZM223 97H225V96H223ZM67 98V97H66ZM69 98V97H68ZM205 98V97H204ZM60 99V98H59ZM105 99V98H104ZM118 99H119V97H118ZM179 99H180V97H178V100H177V103H178V101H179ZM184 99L182 98V100L184 101ZM199 99H200V97H199ZM224 99H227V98H224ZM259 99H260V97H259ZM197 100V98L195 97V101ZM208 100V99H207ZM207 100L205 101V102H207ZM209 100H208V103L206 104V106L204 105V107H205V109H207L208 108V106L210 105L209 104ZM228 100V99H227ZM100 102H101V100H99ZM109 101V100H108ZM114 101H115V104H116V102H118L117 100H113V101H111L113 104H114ZM164 101H166V102H164ZM183 101H181V102H179V104L181 105V103H183ZM198 101H200V100H198ZM203 101V100H202ZM223 101V100H222ZM260 101V100H259ZM61 102L62 101H59L58 103H57V105H59V106H64L63 105V103L61 104ZM110 102V101H109ZM226 103H228L227 101H225ZM111 103V104H112ZM155 103V102H154ZM176 103V105L177 106H179L178 104ZM195 103V102H194ZM199 102H197V104H198ZM202 103H204V102H202ZM213 103H214V100H213ZM113 104L111 105L112 106V108H111V111L114 109L113 108ZM151 103H149V105H150ZM167 104H168V102H167ZM173 104V103H172ZM197 104H195V107H193V109L191 110L192 111V113L194 112V115L196 116V115H198V114H200V113H198L197 114V112H199L200 111V109H198L199 108V106L200 107H202L203 109H204V107H203V105L200 103L199 104V106L197 105ZM220 104H221V102H220ZM223 104H224V102H223ZM164 105H163V107H164ZM169 105V104H168ZM168 105H167V107H168ZM176 105H175V107H176ZM196 105L198 106L197 107V109H196ZM216 105V104H215ZM226 105V104H225ZM43 106H45V105H43ZM90 106H92V105H90ZM96 106V105H95ZM169 106H171V103H170V105ZM194 106V105H193ZM222 105H220V107H221ZM224 106V105H223ZM47 107H48V105H47ZM52 107V106H51ZM66 107V106H65ZM65 107H64V109H65ZM96 107H98V106H96ZM165 107H166V105H165ZM164 107V108H165ZM171 107H173V105L171 106ZM179 107H181V106H179ZM104 108V107H103ZM168 108H170V107H168ZM224 108V107H223ZM106 109V108H105ZM116 109V108H115ZM165 109H167V108H165ZM172 109V108H171ZM218 109H219V107L217 108V111H218ZM226 108H224V110H225ZM228 109V108H227ZM174 111L176 110V108L175 109H173ZM177 110L178 111H183V109L181 108V110H180V108L178 109L177 108ZM196 110H199V111H196ZM208 110H209V108H208ZM110 111V112H111ZM115 111V110H114ZM168 111H171V110H169L168 109ZM173 111V112H174ZM191 111L190 110H187V112L185 113V116L187 117V118H189L190 117V115H191ZM196 111V112H195ZM203 111V110H202ZM104 113L103 114H105V111H103ZM177 112V111H176ZM173 113V115L174 114H176L175 116H173V117H171V118H168V121H166V127H164L163 128V130L161 131V132H163V133H165L166 132V134L168 135V137H169V134L171 135V136H174V138H179L177 141L179 142H177L176 144H178L177 146L179 147V144H182V143H180V142H182V138H180V137H183V139H184V137H185V139L183 140V144H184V141L185 140H187L186 139V137H188V136H186L188 133H189V131H188V127H185V125L183 124V118H184V116L182 115H180V114H178L177 115V113ZM205 112V114L207 113V111H204ZM212 112H214V111H212ZM225 112V111H224ZM224 112H222V113H224ZM91 113H93V112H91ZM102 113V112H101ZM101 113H99V114H101ZM111 113H113V112H111ZM183 113H184V111H183ZM196 113V114H195ZM215 113H217L216 111H215ZM103 114H102V116H103ZM171 114V113H170ZM202 114V113H201ZM211 115H213V113H210ZM225 114V113H224ZM92 115V114H91ZM113 115V114H112ZM211 115H209V116H207V115H203V116H207V118H209V117H211ZM93 116V115H92ZM105 116V115H104ZM103 116V120L100 122V121H98V123H96V124H93L92 125V123H91V125L89 124L88 125V128L89 129H91L92 131L94 130V131H96V133L94 134V133H91L90 134V136L88 137V140H89V138L90 137H93V139H94V137H95V139L97 140V138H98V140H99V138L102 136V134H104V135H107V136H109V137H112L113 139H114V143H115V141L117 142H121L120 143V145H118V146H120V149L121 150H115L116 151V153H117V151H123L122 150V148H124L125 146L122 144V137H125V136H135V135H137L136 137H139V139H140V141L142 142L144 139H142V138H146V140H144L146 143H148L147 142V134H145L146 132L148 133L150 130L149 129H147V128H143L144 129V131L143 130H136L135 131V129H133V127H130L129 129H128V131H125L124 129H123V127H122V124H121V121L120 122H115V121H113L112 119H111V116L110 115H108V118L106 119V117H104ZM109 116H110V119L112 120V122L109 120ZM202 116V115H201ZM214 116V115H213ZM94 117H95V115H94ZM94 117H92V118H94ZM168 117H170V116H168ZM198 117V116H197ZM91 118V119H92ZM199 118V117H198ZM18 119V118H17ZM106 119V120H105ZM113 119H116V118H113ZM121 119V118H120ZM169 119H170V121H169ZM93 120V119H92ZM196 120V119H195ZM197 121V120H196ZM199 121V120H198ZM198 121H197V123H198ZM50 129L52 130V135H51V133H48L47 134V131L49 130L50 131ZM55 130L56 131H59L57 134H54L55 133ZM155 130V129H154ZM54 131V132H53ZM90 131V130H89ZM92 131H90V132H92ZM101 131H103V132H101ZM156 131V130H155ZM155 131H153V133L155 132ZM180 131H183V132H185V136H184V133L183 132H181V134L183 135H181L180 137H179V133H180ZM27 132V133H26ZM51 132V131H50ZM72 132V131H71ZM98 132V133H97ZM99 132L101 133V134H99ZM145 132V133H144ZM67 133H69L68 135H67ZM87 133V132H86ZM142 133H143V135H144V137H143V135H142ZM150 134H152L153 135V133L150 131L149 132ZM156 133V134H155ZM154 134L158 137L159 136V134H161L160 132L158 133V132H155ZM157 133H158V135H157ZM179 134V135H178ZM4 135H5V137L7 138V139H5V137H4ZM101 135V136H100ZM166 135V136H167ZM178 135V136H177ZM251 135V134H250ZM42 136V137H41ZM87 136H88V134H87ZM156 136H154L153 138H155ZM163 136V139L162 140H165V138H167L166 136H164V134L162 135ZM170 136V137H171ZM4 137V138H3ZM29 137V136H28ZM165 137V138H164ZM169 137V138H170ZM196 137H198V135L196 136ZM237 137V136H236ZM252 137V139H253V136H251ZM255 137V136H254ZM149 138V137H148ZM162 138V137H161ZM160 138V139H161ZM173 138V140H175ZM238 138H239V136H238ZM241 138V137H240ZM258 138H256V139H258ZM94 139V140H95ZM142 139V140H141ZM158 139H159V137H158ZM159 139V140H160ZM251 139V138H250ZM6 140V141H5ZM47 140V141H48ZM52 140V141H51ZM92 140V139H91ZM90 140V142H91V144H92V141ZM95 140V141H96ZM159 140H158V142H159ZM168 140V139H167ZM171 140H172V138H171ZM180 140V141H179ZM199 140V139H198ZM240 140V139H239ZM40 141V140H39ZM65 141V142H64ZM150 141V140H149ZM156 141L157 140H155V143H156ZM169 141V140H168ZM168 141H164V142H168ZM189 141V140H188ZM117 142V143H118ZM162 142V141H161ZM170 142H172V141H170ZM170 142H168V143H170ZM208 142V141H207ZM212 142V141H211ZM214 142V141H213ZM213 142H212V144H213ZM250 142H251V140H250ZM253 142V141H252ZM23 143V142H22ZM41 143V142H40ZM98 143H100V141L98 142ZM117 143L115 144V146L117 145ZM140 143V142H139ZM154 143V144H155ZM174 144H171V145H175V142H173ZM185 143H187L188 144V142H185ZM259 143V144H260ZM43 144H44V142H43ZM46 144V143H45ZM48 144V143H47ZM66 144H68V143H66ZM95 144H97V141H96V143ZM141 144V146H145V145H143L144 143H140ZM150 145H151V143H149ZM197 144H198V142H197ZM255 144V143H254ZM50 145V144H49ZM48 145V147H47V150H48V152H49V154H51L52 155V153H50V151H52L53 149H51V146H49ZM64 144H62V146H63ZM93 145V144H92ZM99 145V144H98ZM97 145V146H98ZM121 145H122V147H121ZM149 145V146H150ZM153 145V144H152ZM157 144H155V146H156ZM171 145H169L170 147H171ZM185 145V144H184ZM195 145V144H194ZM256 145H257V143H256ZM29 146V145H28ZM55 147L57 146V145H54ZM53 146V147H54ZM65 146V145H64ZM148 145H146V147H147ZM262 146H263V143H262ZM24 147H26V146H24ZM66 147V146H65ZM117 147V146H116ZM136 147V146H135ZM182 147V146H181ZM186 147V146H185ZM185 147H182V148H185ZM56 148H59V147H56ZM94 148H95V145H94ZM143 148V147H142ZM150 148V147H149ZM175 148V146L172 148V149H174ZM193 148H195V147H193ZM39 149V148H38ZM62 148H59V150H61ZM117 149V148H116ZM132 149V148H131ZM138 149V148H137ZM140 149V148H139ZM144 149V148H143ZM151 149V148H150ZM196 149V148H195ZM91 150H92V148H91ZM94 150V149H93ZM149 150V149H148ZM175 150H177V149H175ZM180 150V149H179ZM198 150V149H197ZM196 150V151H197ZM125 151V150H124ZM136 151V150H135ZM142 151L143 150H141V155H142ZM186 151V150H185ZM185 151H184V153H185ZM120 152V153H121ZM146 152V151H145ZM174 152V151H173ZM172 152V153H173ZM177 152V151H176ZM181 152V151H180ZM179 152V153H180ZM137 153V152H136ZM140 153V151L137 153V154H139ZM147 153H149V152H147ZM146 153V154H147ZM198 153H199V150H198ZM32 154V153H31ZM145 154V155H146ZM66 155V154H65ZM119 155H120V157H121V154H117V158H119ZM144 155V156H145ZM177 155H178V153H177ZM177 155H175L174 157L176 158V156ZM264 154H263V152H262V155H261V157L263 156ZM29 156H30V154H29ZM44 156V155H43ZM139 156V155H138ZM143 156V157H144ZM148 156L149 157H151L149 154H148ZM31 157V156H30ZM62 157H64V156H62ZM101 157H103V156H101ZM107 157V156H106ZM149 157H147V159L149 158ZM169 157V156H168ZM185 157V156H184ZM13 159L14 160V162H15V164H16V166H17V172H18V175H16V177H14L15 178V180L16 181H13V172H12V166L10 165V163H9V160L10 159ZM56 158V157H55ZM65 158V157H64ZM92 158V157H91ZM146 158V157H145ZM163 158V157H162ZM162 158L160 159V160H162ZM175 158H173V159H175ZM181 158H182V156H181ZM220 158V157H219ZM26 159V158H25ZM34 159V158H33ZM49 159V158H48ZM103 159V158H102ZM140 160H141V157L139 158ZM150 159H152V158H150ZM150 159H148V162H151L152 160H150ZM165 159H166V157H165ZM164 159V160H165ZM171 159V158H170ZM178 159H180L179 158V156H178ZM41 160H42V158H41ZM56 160H57V158H56ZM56 160L54 161V159H53V161H54V164H53V167H54V165H55V163H57L56 162ZM61 160H63V159H61ZM100 160H101V158H100ZM104 160H106L105 158H104ZM103 160V161H104ZM144 161H145V159H143ZM143 160L141 161V162H143ZM150 160V161H149ZM168 160V159H167ZM44 161V160H43ZM46 161H48V160H46ZM45 161V162H46ZM64 161V160H63ZM163 161V160H162ZM36 162H37V160H36ZM52 162V161H51ZM107 162V161H106ZM141 162H139L140 163V165H141V167L143 168V163H141ZM146 162H147V160H146ZM145 162V163H146ZM164 162V161H163ZM263 162V161H262ZM35 163V162H34ZM41 163V162H40ZM153 163H154V160H153ZM157 163H160V162H158L157 161ZM166 163H168V162H166ZM165 163V164H166ZM102 164V163H101ZM155 164H156V162L154 163V166H155ZM162 164V163H161ZM160 164V165H161ZM139 165V166H140ZM150 165H152V167H154L153 166V164H151V163H147V165H146V169H147V167L149 166V168H148V171H151L153 168L152 167H150ZM159 165V166H160ZM164 165V164H163ZM167 165V164H166ZM168 165H169V163H168ZM184 165V164H183ZM199 164H197V166H198ZM219 164H217V166H218ZM34 166V165H33ZM50 166V165H49ZM52 167V168H53ZM138 167V166H137ZM144 167H145V165H144ZM161 167H162V165H161ZM160 167V168H161ZM169 167V166H168ZM51 168V169H52ZM150 168H151V170H150ZM159 168V167H158ZM166 168H167V166H166ZM141 169V168H140ZM146 169H144V172L146 171ZM165 169V168H164ZM263 169V168H262ZM15 170V169H14ZM49 170H50V167H49ZM55 170V169H54ZM54 170H52L53 172L52 173H54ZM163 170V169H162ZM182 170H183V168H182ZM197 170H198V168H197ZM196 170V171H197ZM222 170V169H221ZM38 171V170H37ZM36 171V172H37ZM48 171V170H47ZM127 171V170H126ZM153 171V173H155L154 172V170H152ZM165 171V170H164ZM164 171H163V173H164ZM223 171V170H222ZM227 171V170H226ZM230 171H231V169H230ZM51 172V171H50ZM133 172H135V171H133ZM147 172V171H146ZM171 172V171H170ZM184 172V171H183ZM183 172L181 173V175L183 174ZM223 172H225V170L223 171ZM233 172V171H232ZM232 172H231V174H232ZM51 173V174H52ZM152 173V174H153ZM169 173V171H167V169H166V175ZM172 173L173 174H175L174 172H171L170 173V175H172ZM185 173V172H184ZM216 173V172H215ZM38 174V173H37ZM49 174V173H48ZM56 174V173H55ZM136 174H137V176H136ZM142 174V175H141ZM195 174V173H194ZM219 174H220V172H219ZM218 174V175H219ZM226 174H227V172H226ZM234 174V173H233ZM232 174V175H233ZM139 175V176H138ZM141 175V176H140ZM148 175V174H147ZM150 175H151V173H150ZM163 175V174H162ZM161 174L159 175V176H162ZM166 175H163V176H166ZM178 174H176L175 176H177ZM180 175V174H179ZM177 176L176 178H174V179H177L178 177H180V176ZM52 176V175H51ZM144 176H146V175H144ZM198 177L196 174L194 175V177ZM224 176V175H223ZM227 176V175H226ZM151 178L153 177V182H155L157 179H160V178H156V177H154V175L153 176H150ZM220 177V176H219ZM42 178V179H41ZM122 178V179H121ZM156 178V179H155ZM224 178V177H223ZM227 178H229V177H227ZM179 179V178H178ZM220 179V178H219ZM45 180V179H44ZM152 180V179H151ZM184 180V179H183ZM223 180V179H222ZM227 180V179H226ZM49 181H51V180H49ZM158 181V180H157ZM215 181V180H214ZM15 182V183H14ZM33 184L32 185V187L30 186V184L31 183ZM44 182H46V181H44ZM119 182V183H118ZM152 182V183H153ZM159 182V181H158ZM222 182V181H221ZM218 182L217 181V184H219L218 186L220 187V184H222V183H224V182ZM28 183H30V184H28ZM50 183V182H49ZM229 183V182H228ZM257 183H258V186L256 187V193L257 194H259V201H258V203L259 204H257L258 205V213L260 214H258V215H256V216H258V219L259 220H257V221H259V223L261 224V227H262V225H263V228H264V172L261 170L260 171V174H259V181H257ZM154 183H153V185H155ZM214 184H216V183H214ZM166 185H167V183H166ZM37 186V187H38ZM40 186H42V185H40ZM57 186V185H56ZM55 186V187H56ZM222 186L224 187V185L222 184ZM227 186V185H226ZM54 187V188H55ZM157 187V188H156ZM161 189V190H159V188ZM216 187H217V185H216ZM228 187V186H227ZM227 187H226V189H227ZM39 188V187H38ZM41 188V187H40ZM52 188V187H51ZM148 188H150V191L148 190ZM168 188V187H167ZM175 188H176V191H175ZM157 189H158V192L160 193H162V194H160V196H163V198L165 197V196H170V194H172V197L173 198H169V197H167L168 198V201L170 200V199H173L174 200V203H173V201H172V203H171V201L169 202V204L171 203V205L172 204H174V205H172V209H173V207H174V210L173 211H171L170 210V212L169 211H167V209L169 210V207L171 206V205H169V204H167L168 205V207L166 208L165 206H167L166 204H162V202H161V204L163 205L161 208H160V206L158 205V207H157V205L156 204H158L159 202H157L156 204H155V202L157 201L154 197H156V196H154L153 197V195H152V193H155L156 195H158L159 193L157 192ZM216 189V188H215ZM220 189V188H219ZM222 189V188H221ZM225 189V190H226ZM235 189H236V187L234 188V191H235ZM148 190V191H147ZM154 190L156 191V192H154ZM218 190V189H217ZM228 190H232V189H228ZM254 190V189H253ZM145 191H147V192H145ZM163 191V192H162ZM167 191V190H166ZM172 191V192H171ZM175 193H174V192ZM216 191V190H215ZM222 191V190H221ZM237 191V190H236ZM37 192V191H36ZM56 192V191H55ZM119 192V191H118ZM149 192V193H148ZM216 192H218V191H216ZM45 193V192H44ZM53 193H54V191H53ZM158 193V194H157ZM173 193L176 195L175 196V198H174V195H173ZM219 193V192H218ZM227 192H225V194H226ZM230 193H232V192H230ZM240 193H242V192H240ZM51 194V193H50ZM145 194V195H144ZM146 194H148L147 196H146ZM151 194V195H150ZM154 194V195H155ZM220 194H222V193H220ZM224 194V195H225ZM150 195V196H149ZM183 195V196H184ZM217 195V194H216ZM227 195V194H226ZM159 195L157 196V198L158 197H160ZM150 197H151V199H150ZM182 197V196H181ZM215 197V196H214ZM220 197V196H219ZM148 198V199H147ZM153 198V199H152ZM162 197H161V199H162V201H164L165 200V198L163 199ZM222 198V197H221ZM150 199V200H149ZM159 199V198H158ZM218 199V198H217ZM226 199V198H225ZM224 199V200H225ZM258 199V198H257ZM148 200V201H147ZM152 200H153V202H152ZM156 200V201H155ZM255 200V199H254ZM54 200H52V202H53ZM155 201V202H154ZM158 201H160V199L158 200ZM165 201H167V199L165 200ZM214 201V200H213ZM222 202H224L223 200H221ZM150 203V205H152L153 203V205H155V206H153L154 208H156V209H151V210H160V209H162L161 211V213H163L162 215H161V213H160V215H158V212H160V211H158V212H155L157 215L156 216H158V218L160 217V216H162V217H160L161 219L160 220H158L157 218H156V216H155V214H154V217L152 216L153 215V211H151V210H149L150 209V205H149V203ZM151 202H152V204H151ZM178 202H183L181 205H177V204H179ZM217 202V201H216ZM228 202V201H227ZM68 203V202H67ZM166 203V202H165ZM176 203V204H175ZM226 204V203H225ZM224 204V205H225ZM228 204H229V202H228ZM228 204H227V206H228ZM213 205V204H212ZM220 205V204H219ZM223 205V206H224ZM50 206H51V210H50ZM70 206V205H69ZM211 206V205H210ZM226 206V205H225ZM229 206L230 207H232L231 206V204H229ZM215 207H216V205H215ZM219 207V206H218ZM229 207V208H230ZM257 207V206H256ZM71 207H69L68 209L69 210H71L72 209V211H73V209L74 208H71ZM158 208H160V209H158ZM166 209V211L165 210H163V209ZM220 208V207H219ZM218 208V209H219ZM229 208L227 209V210H225V213H228L229 212ZM66 209V208H65ZM64 209V210H65ZM67 209V210H68ZM66 210V211H67ZM79 210V209H78ZM186 210V211H185ZM219 210H221V209H219ZM169 212V213H172V212H174L173 214H174V217H173V215H171V214H166V215H164V213L165 212ZM218 211V210H217ZM226 211H228V212H226ZM57 212H58V214L60 213L58 210H57ZM56 212V213H57ZM68 212V211H67ZM70 213H71V211H69ZM80 211H78V213H79ZM55 213V214H56ZM74 212H72L71 213V215L73 214ZM81 213V212H80ZM80 213H79V215H80ZM213 213V212H212ZM218 213V212H217ZM224 213V212H223ZM222 213V214H223ZM235 213V212H234ZM233 213V214H234ZM247 213H249V212H247ZM64 214V216L66 217L68 214H65L64 212L62 213V215ZM82 214V213H81ZM215 214H216V212H215ZM220 214V213H219ZM231 214V213H230ZM236 214H238V213H235V215ZM59 215H61V213L59 214ZM70 215V214H69ZM79 215L78 216H76V217H79ZM186 215L188 216V212L186 213ZM186 215L185 216H183V218L185 219V217H186ZM218 215V214H217ZM216 215V216H217ZM221 215V214H220ZM74 215H73V217H75ZM81 216V215H80ZM167 216H169L168 218L170 219V217H171V221H170V223H168V221H167V219L168 218H165V221H164V219H162V218H164V217H167ZM215 216V217H216ZM231 216V215H230ZM230 216H229V220H230ZM249 216H251L250 214H249ZM63 217V216H62ZM64 217V218H65ZM72 217V216H71ZM181 219V224L183 223V225H181L180 223H179V221H178V223H177V220L179 219V218ZM220 217H222V215L220 216ZM224 217H226V216H224ZM248 217V216H247ZM59 217H57V219H58ZM63 218V219H64ZM68 217H66V219H67ZM155 218V219H154ZM248 218H250L249 220L250 221H252L253 219L251 218V217H248ZM62 219V220H63ZM65 219V220H66ZM83 219V218H82ZM157 219V220H156ZM233 219H234V216H233ZM235 219H236V217H235ZM238 219V218H237ZM252 219V220H251ZM257 219V218H256ZM61 220V221H62ZM70 220V219H69ZM68 219L66 220V221H69ZM74 220V219H73ZM76 220H77V218H76ZM232 220V219H231ZM243 220V219H242ZM66 221H64L63 220V222L65 223ZM183 221V222H182ZM214 221H216V219H214ZM223 221H224V218H223ZM249 221V222H250ZM69 222V223H70ZM76 222V221H75ZM83 222H85V221H83ZM228 222V221H227ZM226 222V223H227ZM245 222H247L248 223V221L247 220H245ZM43 223H46V225H44L43 226ZM64 223H63V225H64ZM86 223V222H85ZM226 223H222V225L223 224H225L226 225ZM233 223V222H232ZM76 224V223H75ZM81 224V223H80ZM84 224V223H83ZM87 224V223H86ZM214 224L216 225V222H214ZM235 224V223H234ZM241 224H242V222H241ZM250 224V223H249ZM252 224H253V221L251 222V224H250V228H252L251 230H252V232L255 230H253V226H255V225H253L252 226ZM85 225V224H84ZM221 225V224H220ZM231 225V224H230ZM236 225V224H235ZM247 225V224H246ZM76 226V225H75ZM81 226V225H80ZM227 226H228V224H227ZM237 226H239V225H237ZM236 226V227H237ZM260 226V225H259ZM62 226H60L59 228H61ZM65 227V226H64ZM63 227V228H64ZM216 227V226H215ZM223 227H225V226H223ZM241 227V226H240ZM246 227H248V225L246 226ZM255 227H257V226H255ZM77 228H79V227H77L76 226V228H75V230L77 229ZM239 228V227H238ZM237 228V229H238ZM243 228H245V226L243 227ZM262 228V229H263ZM81 229H83V231H85L86 233H88V228H86L85 230H84V228H83V226H82V228ZM229 229H231V228H229ZM259 229V228H258ZM258 229L256 230V231H258ZM79 230V229H78ZM87 230V231H86ZM224 230V229H223ZM223 230H221L222 232H223ZM264 230V229H263ZM82 231V232H83ZM146 232V233H148L149 235H150V238H153V242L149 245V247L146 249V251L145 252H143V251H137L136 249H137V239H136V241L134 242V233H136V232ZM214 231V230H213ZM75 232H77V230L75 231ZM215 232V231H214ZM214 232H213V234H214ZM238 232V231H237ZM251 232V233H252ZM197 233V235H198V232H196ZM215 233H217V232H215ZM224 233H226V230H225V232ZM224 233H222V234H224ZM78 234V233H77ZM85 234V233H84ZM123 234V235H122ZM220 232L217 234V236L219 237V236H221L222 234H220ZM227 234V233H226ZM249 234H250V232H249ZM257 234H258V232H257ZM74 235H75V237H74ZM95 235V236H94ZM120 235V236H119ZM122 235V236H121ZM196 235V236H197ZM228 235V234H227ZM227 235H225L224 236V238L227 236ZM235 235V237L233 238V239H235L237 236H236V234H234ZM246 235V234H245ZM248 235V234H247ZM253 235V234H252ZM233 236V235H232ZM259 236L262 238V235H260L259 234ZM263 236H264V234H263ZM95 237V238H94ZM118 237H122V238H119L118 240H117V238ZM222 237V238H221ZM220 238L221 239H223L224 240V238H223V236H221ZM241 237V236H240ZM250 237V236H249ZM256 237V236H255ZM259 237V238H260ZM90 238V239H89ZM217 238V237H216ZM228 238V237H227ZM226 238V239H227ZM229 238H230V236H229ZM229 238L227 239L228 241L227 242H229ZM258 238V237H257ZM91 239H94L93 241L94 242H90V240ZM101 239V238H100ZM220 239V240H221ZM239 239V238H238ZM244 239V238H243ZM247 239V238H246ZM249 239H251V238H248V240ZM263 239H264V237H263ZM263 239H261V240H263ZM223 240L221 241V244H222V242H223ZM240 240V239H239ZM242 240V239H241ZM260 240V239H259ZM258 240V241H259ZM260 240V241H261ZM99 241V240H98ZM225 241V240H224ZM250 241V240H249ZM249 241H247V242H249ZM257 241V242H258ZM259 241V242H260ZM226 242V241H225ZM225 242L222 244V245H225L226 246V244H225ZM246 242V243H247ZM253 242V241H252ZM92 243V244H91ZM251 243V242H250ZM257 244H259V243H257ZM120 245H122V247H123V249H119L118 248V246H120ZM238 245H239V243H238ZM248 245V244H247ZM250 245V244H249ZM262 245V244H261ZM197 246H198V244H197ZM214 246H217V243H216V245H214ZM245 246L246 245H244V248H245ZM259 246V245H258ZM200 246H198V248H199ZM229 247V246H228ZM227 246H226V248H228ZM243 247V246H242ZM247 247V246H246ZM250 247V246H249ZM248 247V248H249ZM263 248H264V246H262ZM117 248V249H116ZM196 248V249H195ZM220 248H222V249H224L225 247H221L220 245H219V247L217 248L218 249V251H217V249L215 250L216 252H217V254H218V252H219V254H221L222 255V258L224 259H222L223 261H225V264H228L230 261L227 259V257L225 256V253H227V250L226 249H224V251L223 250H221ZM194 249V250H193ZM212 249H214V247H212ZM229 249V248H228ZM246 249V248H245ZM245 249H243V250H245ZM252 249H253V247H252ZM199 250L201 251V249L199 248ZM198 250V251H199ZM221 250V251H220ZM242 250V249H241ZM255 250V249H254ZM213 251V250H212ZM223 251V252H222ZM229 251V250H228ZM203 252H205L203 249H202V253ZM214 252V251H213ZM245 252V251H244ZM254 252V251H253ZM215 253V252H214ZM185 254H186V258L187 259H185ZM205 254V258H206V253H204ZM216 254V255H217ZM253 254V253H252ZM212 255V254H211ZM213 255H215V254H213ZM220 255V256H221ZM251 255V254H250ZM262 255H264V254H262ZM219 256V255H218ZM217 256V257H218ZM223 256H225L226 257V259L223 257ZM77 259H76V258ZM107 257V258H108ZM189 257H191V258H189ZM211 257V256H210ZM216 257V258H217ZM231 257V256H230ZM246 258H247V256H245ZM255 257V256H254ZM74 258V259H73ZM76 259V260H75ZM119 259V260H118ZM185 259V260H184ZM214 259V258H213ZM217 259H219V257L217 258ZM216 259V260H217ZM221 259V258H220ZM220 259H219V263H220ZM105 260V259H104ZM194 260V259H193ZM198 260V259H197ZM214 261V263H213V261H212V263L213 264H215V262H217L218 263V261ZM122 261V260H121ZM126 261H124V262H126ZM208 261V260H207ZM188 262H189V260H188ZM198 262V261H197ZM209 262V261H208ZM227 262V263H226ZM236 262V261H235ZM240 262H242L241 260H240ZM98 263V264H99ZM103 263V262H102ZM211 263V264H212ZM218 263V264H219ZM232 263V262H231ZM231 263H229V264H231ZM239 263V262H238ZM71 264H73V263H71ZM190 264V263H189ZM195 264V263H194ZM198 264V263H197ZM221 264V263H220ZM234 264H236V263H234ZM240 264H242V263H240Z\"/></svg>",
  "mask_w": 264,
  "mask_h": 264
}]
</instances>
